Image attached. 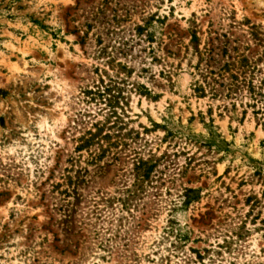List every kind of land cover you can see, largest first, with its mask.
I'll return each mask as SVG.
<instances>
[{
	"label": "rangeland",
	"instance_id": "rangeland-1",
	"mask_svg": "<svg viewBox=\"0 0 264 264\" xmlns=\"http://www.w3.org/2000/svg\"><path fill=\"white\" fill-rule=\"evenodd\" d=\"M242 58L264 0H0V264H264V99L194 93Z\"/></svg>",
	"mask_w": 264,
	"mask_h": 264
},
{
	"label": "trees",
	"instance_id": "trees-1",
	"mask_svg": "<svg viewBox=\"0 0 264 264\" xmlns=\"http://www.w3.org/2000/svg\"><path fill=\"white\" fill-rule=\"evenodd\" d=\"M193 39L197 40L196 35L193 36ZM201 54V53H200ZM203 55V54H201ZM202 58V57H201ZM205 58H202L201 61H204ZM249 60L247 58H242L240 62V66L237 64H226L220 71L221 73L218 75L215 72H209L207 67V74L212 75L213 77H209V75H205V83L206 86H202L199 83L194 85V93H196L199 98H206L210 95L213 99L218 98L222 95V88H227L228 94L226 98L231 97L232 95H237L242 91V88H248V91L252 95V101L257 102V98L260 97L264 99L263 92H257L255 89L253 82L245 80H241L242 75H244V71L240 72V70L249 67ZM229 75V77H228ZM210 78V80H208ZM229 80V83L227 81ZM92 94V93H88ZM100 99L105 100L106 107H108L109 112L107 115V122L103 125L101 124L95 133L90 132L89 136L85 138L79 149H89L92 147L96 140L101 138V141H109L111 139V133H105V129L109 131L115 129V125L119 123L120 115L118 113V109L123 110L121 107V103L123 100L122 91L116 87H106L104 90L99 91L96 94ZM256 104L253 105L255 108ZM113 118L116 119V122L112 125L110 120ZM108 125H110L108 127ZM108 147V145H107ZM104 146H101V149H107ZM167 156V153H164L161 157H157L156 155H151L147 160L141 159L135 165L138 172V185L136 186V191H141L145 181H150L152 174L157 170V168L161 165L163 159ZM185 202L184 205L188 206L199 199V191L193 189H186L185 191Z\"/></svg>",
	"mask_w": 264,
	"mask_h": 264
}]
</instances>
